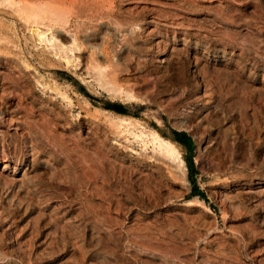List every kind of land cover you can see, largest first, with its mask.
Segmentation results:
<instances>
[{
    "label": "rangeland",
    "instance_id": "obj_1",
    "mask_svg": "<svg viewBox=\"0 0 264 264\" xmlns=\"http://www.w3.org/2000/svg\"><path fill=\"white\" fill-rule=\"evenodd\" d=\"M1 1L0 264H264V0H114L111 13L73 14L89 24L77 73L37 43L26 68L13 30L25 46L31 28L15 4L34 2ZM108 103L146 128L117 126ZM173 130L194 142L208 201L191 194Z\"/></svg>",
    "mask_w": 264,
    "mask_h": 264
},
{
    "label": "bare ground",
    "instance_id": "obj_2",
    "mask_svg": "<svg viewBox=\"0 0 264 264\" xmlns=\"http://www.w3.org/2000/svg\"><path fill=\"white\" fill-rule=\"evenodd\" d=\"M1 3H2V1L0 0V6H1ZM21 4H22L21 2H18L17 4H15V6L19 5L20 6L19 9L21 10V11L17 10V11H19L18 14L21 17H20L19 21L16 22V25L18 24V26H19V24H21V25H26L27 27L30 26V28H31V30H30L31 35H30V37H26V35H25V37H24L25 42H23V43H25L24 44L25 46H23L22 45L23 39H22V36H20L19 29L17 30L16 27L15 28L13 27L14 28L13 31L15 33V36L18 38V40H20V42L17 44V46L20 48V52H21V53L20 52L18 53V59L21 61V63H23V65L26 64V68H27V66H30L31 62L29 60H31L32 57H34V56H31V57L27 56L26 50L24 48L27 46H30V43H32L33 45L35 43H37V46H41L38 48H42L43 52L49 53V54L51 52L50 56L53 54L52 57H54L55 59H57L60 62L62 61L63 63H65L66 65H64V66H66V68L74 71L75 73H77V70L79 68L78 67L79 63H77L74 59V57H75L74 53H75V51H77L76 49L79 48V45H80L77 42L78 38H79L78 33L81 32V29L79 27L85 26L84 24H86V22L83 19H82V21L72 20V22H71V20H70L71 18L69 16L76 14V17H80L81 14L95 13L97 11H100L101 9H104V7L107 5H110L109 12L111 13L115 7V1L114 0H32V2H30V4L33 5L32 11L25 9L24 6H21ZM59 5H62L63 7L59 6ZM35 13H36V15H35ZM92 16H93V14L91 15V17ZM75 19H77V18H75ZM92 19L93 18H89L88 20L90 21ZM20 21L21 22L23 21L25 24H22ZM70 22H71V24H69ZM54 25H56V27L60 26L63 30L61 31L60 30L61 28L57 27V29H59V30L54 31L53 30ZM86 25H89V24L87 23ZM90 25H91V23H90ZM108 25H110V24H108ZM71 26L75 27L73 31L71 29ZM93 26L94 25H91V29ZM115 26L117 27V25H115ZM85 29H88V28H84V30ZM119 29H121V28H119ZM84 30H83V33L88 40L89 39L95 40L97 38L96 31L90 30V29H88L90 31H86V30L84 31ZM63 31L66 33H64ZM116 31H120V30L115 28V32ZM115 32H114V34H116ZM134 33H136V32H134ZM66 34L71 35V38H70L71 43H69V44L64 43V40L67 39ZM138 34H139V32H138ZM123 35H121V36H123ZM134 35L135 34H133V37H134ZM44 42H46L45 45H44ZM34 48H36V47H34ZM38 48H37V50H39ZM65 49L67 51H70L71 53H73L74 56L72 55V58H71L66 53H65L66 54L65 56L62 55L63 54L62 52L66 51ZM96 51H97V49H96ZM94 53H96V52H94ZM26 56L28 58H26ZM40 61H42V60H40ZM43 64L47 65V62H43ZM92 67L95 69V68H98L100 66L98 64H94V65L92 64ZM82 79H84L86 81V78L83 76H82ZM37 82H41V83H38V85L42 86L44 91H45L46 87H48V86H45L44 83H42L43 81H40L39 79ZM113 82H115V81H113ZM89 84H91V83H89ZM98 85H100V84L98 83ZM117 85L118 84L114 85V83H112V87H109L107 89V91L111 92V95H113V93L118 94L120 92L122 94V96L124 97V99H127V100H130V99L133 100L135 98V96L133 95L134 94L133 92L132 93L131 92H125V91L122 92V91H120V87H118ZM115 116H117V119H118L116 121H119V123L116 122V123H118L117 126L125 127L127 129L128 128H131V129L136 128V130L146 128L145 122H143L139 118H135V117H132L130 115H125V114H120V113H116ZM111 119L113 120V118H111ZM151 135L156 140L161 139L159 134L155 131H151ZM161 143H162V145L164 143L169 155H171L173 160L177 162L176 168L178 169V171H180V172L183 171L185 168V165H184V161H183L182 156H181V147L177 143L168 141L166 139L164 141H162ZM160 146H161V144H160Z\"/></svg>",
    "mask_w": 264,
    "mask_h": 264
},
{
    "label": "trees",
    "instance_id": "obj_3",
    "mask_svg": "<svg viewBox=\"0 0 264 264\" xmlns=\"http://www.w3.org/2000/svg\"><path fill=\"white\" fill-rule=\"evenodd\" d=\"M107 107L114 109L116 112L121 114L128 113V110L121 104L108 103ZM172 132H173L174 140L177 141L182 146H184V148L187 150L188 155L186 158V162L189 170V179L192 184L191 194L198 195L203 200L208 201L204 191L199 188L194 178V175L197 173V168L195 167L193 162L194 142L192 138L185 131L173 130Z\"/></svg>",
    "mask_w": 264,
    "mask_h": 264
},
{
    "label": "water",
    "instance_id": "obj_4",
    "mask_svg": "<svg viewBox=\"0 0 264 264\" xmlns=\"http://www.w3.org/2000/svg\"><path fill=\"white\" fill-rule=\"evenodd\" d=\"M173 141H175V140H173ZM175 142H177V141H175ZM178 143V142H177ZM179 144V143H178ZM180 146H181V144H179Z\"/></svg>",
    "mask_w": 264,
    "mask_h": 264
}]
</instances>
